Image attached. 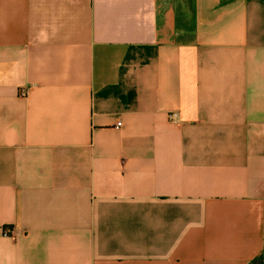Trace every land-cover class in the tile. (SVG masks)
Returning <instances> with one entry per match:
<instances>
[{
  "label": "crops",
  "instance_id": "0c3cea01",
  "mask_svg": "<svg viewBox=\"0 0 264 264\" xmlns=\"http://www.w3.org/2000/svg\"><path fill=\"white\" fill-rule=\"evenodd\" d=\"M0 264H264V0H0Z\"/></svg>",
  "mask_w": 264,
  "mask_h": 264
},
{
  "label": "built area",
  "instance_id": "2783aa9c",
  "mask_svg": "<svg viewBox=\"0 0 264 264\" xmlns=\"http://www.w3.org/2000/svg\"><path fill=\"white\" fill-rule=\"evenodd\" d=\"M22 94H24V92H22ZM174 117H175L174 115H171V116H170L171 119H174ZM119 126H120V125H117L116 128L119 127ZM6 233H9V232L6 231Z\"/></svg>",
  "mask_w": 264,
  "mask_h": 264
}]
</instances>
